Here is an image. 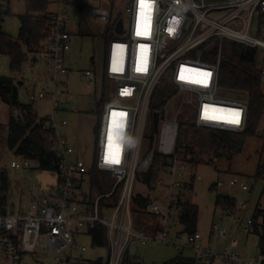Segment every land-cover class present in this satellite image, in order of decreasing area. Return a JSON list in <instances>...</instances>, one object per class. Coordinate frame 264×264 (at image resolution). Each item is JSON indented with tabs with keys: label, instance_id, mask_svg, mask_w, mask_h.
Here are the masks:
<instances>
[{
	"label": "built area",
	"instance_id": "obj_1",
	"mask_svg": "<svg viewBox=\"0 0 264 264\" xmlns=\"http://www.w3.org/2000/svg\"><path fill=\"white\" fill-rule=\"evenodd\" d=\"M91 1L56 0L55 10L48 15L49 33L42 49L24 63L32 71L38 69L39 77L51 83L55 110L57 96L69 93L60 78L69 70L66 59L73 42L70 18L79 13V26L84 13L109 26L112 22L115 0H99L95 6ZM126 12L128 27H124L121 12L117 11L123 31L109 35L108 29L106 33L103 68L112 90L101 111L92 165L88 166L75 146L58 134L51 115L45 118L43 128L50 132V141L58 155L57 171L48 172L54 175V184L46 188L37 179L28 190L31 194L28 207L8 211L10 172L5 169L9 188L3 186L4 176L0 172V264H20L23 253L37 251L40 239L58 254L64 249L84 252L87 248L79 244L78 238H91L88 232L99 224L105 227L109 247L107 264H121L126 249L135 239L145 244L169 242L165 227L151 236L137 231L131 214L140 144L151 97L160 83H171L176 92L189 94L184 103L190 108L188 119L195 128L232 132L245 128L248 106L240 98L224 97L218 83V70L224 44H237L256 50L257 65L264 79V51H259L264 49V0H146L143 5L140 0H131ZM210 52H215L216 61L203 59V55ZM82 78L88 89L95 87L93 69L83 71ZM46 97L44 90L29 93L33 105ZM71 100L69 96L64 103L68 105ZM237 112L240 113L239 123H229ZM13 113L20 115L17 109H13ZM219 115H226L228 120ZM174 117L165 115L154 141V151L167 160L162 169L167 177L169 202L179 201L186 183V163L181 160L178 145L179 122ZM67 125L66 120L61 123L63 127ZM32 164L34 166L32 161L16 156L10 161L11 168L28 172L35 169ZM92 167L109 172L112 177L108 190L96 197L93 196L95 189L91 192L94 188ZM225 184L241 193L250 191L247 182L239 176L216 183L218 187ZM117 190H120L117 203L101 207V200L112 197ZM247 210L248 201L236 198L232 223H213L212 245H204L200 233L188 235L186 247L198 262L262 264L264 255H246V245L240 242L242 236L255 235L253 213L246 219L240 216ZM149 211L157 215L164 212L158 204H151ZM167 216L165 213L161 219L167 221ZM173 242L176 243L177 238ZM67 263L74 264L71 257Z\"/></svg>",
	"mask_w": 264,
	"mask_h": 264
},
{
	"label": "rangeland",
	"instance_id": "obj_2",
	"mask_svg": "<svg viewBox=\"0 0 264 264\" xmlns=\"http://www.w3.org/2000/svg\"><path fill=\"white\" fill-rule=\"evenodd\" d=\"M49 12L56 8V0H49ZM131 0H115L114 1V15L117 11L121 12L124 27H128V13L126 8L129 6ZM91 5L99 4V0H92ZM12 14L9 15L3 22V30L12 35L18 36L20 22L19 15L26 12L25 4L22 1L14 0L11 4ZM71 19V30L73 33L72 49L67 53L66 66L69 69L60 79L64 81L68 87L69 93H62L57 96L56 110L53 109L52 100V85L46 79L39 77L38 69L33 71L23 66L22 70L14 73L10 69V58L7 55L0 54V76L12 77L16 82H22L19 87V98L23 103L31 102L29 93L33 91L44 90L47 92L45 99H40L34 103V109L38 114V120L50 117L53 115L57 124V132L64 136L68 141L75 146L78 155H80L88 166L92 165L93 157L96 153V137L97 127L99 125L101 110L98 109L100 93L95 95L92 89H88L82 78V72L89 69H96L100 72L104 66V58L106 54V33L109 29V24L101 23L91 19L87 13H84L83 22L79 26L81 16L75 13ZM264 51L263 48L259 50ZM32 53H29L31 56ZM165 88L163 83L158 86L161 92ZM264 90V81L263 86ZM159 93V92H158ZM72 96L70 104L66 105L64 99ZM158 97V95H157ZM224 97L236 98L231 94H226ZM189 98V94L175 92L170 98L164 111L167 117L172 118L176 116L178 122L190 123L188 119L191 116L190 108L184 103L185 99ZM158 99V98H156ZM10 107L0 99V124L6 125L9 121ZM175 118V117H174ZM66 120L68 125L63 127L61 123ZM200 137L205 140L211 132L209 128H196ZM264 131V115L258 127V135L256 137H247L241 153L237 154L232 161L224 158L213 160V150L209 149L207 155L202 156L204 159L197 164L186 163V183H193V188H184L182 195L178 198L179 201H189L197 204L199 207V217L197 230L203 236V244L212 245L214 240L211 239V226L213 223H232V216H228L227 212L215 206V198L217 193L223 195L233 196L235 198L241 197L249 203V210L240 213L241 218L251 216L255 206L259 202L260 194L263 190L264 182L254 178L256 167L260 160L264 157L263 148V134ZM152 138L151 122L147 119L144 129V137L140 144L139 150V164L138 172H147L152 162V154L149 153L150 143ZM0 157H2L0 155ZM14 158V154L6 150L3 160L0 158V172L2 168L10 172L9 182L11 183L8 206V211H18L27 207L30 203L31 194L28 190L31 185L37 182V179L44 183H51L55 181L54 175L48 172H38L36 169H31L29 172L21 169H13L10 167V161ZM143 160V161H142ZM32 164V168H33ZM35 168V167H34ZM242 177L250 187L249 192H239L237 188H233L228 184L223 186H216V190H211L210 187L216 184L218 180L228 181L232 176ZM162 183H161V182ZM167 177L164 174H159L155 182V188L150 190L141 178L135 177L132 187L133 195H141L149 198L152 204H158L164 212L162 215L153 214L149 211L150 205L140 212H135L136 206L131 208L133 220H139L141 229L145 234L151 236L157 229L166 228L169 232V242H155L151 244L142 243L141 240L135 239L130 243L129 250L132 254L138 255L136 264H164L176 258L180 252L189 256L193 252L186 247L188 235L182 234L183 227L178 223L177 204L173 200L169 202V192L165 186ZM84 190H87L85 188ZM99 193L94 191L93 196ZM169 203V208H168ZM168 213L167 221L161 219V216ZM235 213V211H234ZM233 213V214H234ZM136 220V221H137ZM136 224V223H135ZM138 225V224H137ZM139 226V227H140ZM177 238L174 243L173 239ZM79 244L86 246V251L79 249L69 251L64 249L62 253L58 254L51 251L44 240L40 239L38 242V249L35 253H23L21 255L20 264H68L67 259L71 257L73 262L79 259L96 260L98 258L105 259L109 252L108 242L106 247L93 246L91 238L82 236L79 238ZM240 242L246 245V255L256 256L259 253L258 237L249 235L247 241L246 236H242Z\"/></svg>",
	"mask_w": 264,
	"mask_h": 264
},
{
	"label": "trees",
	"instance_id": "obj_3",
	"mask_svg": "<svg viewBox=\"0 0 264 264\" xmlns=\"http://www.w3.org/2000/svg\"><path fill=\"white\" fill-rule=\"evenodd\" d=\"M12 1L14 0H0V54L7 55L10 58L9 66L11 71L18 73L22 70L24 63L31 57L29 53L34 54L40 51L48 37L49 28L47 19L50 2L49 0H17L24 2L26 12L19 15L20 27L18 36L13 37L3 30V22L12 14ZM119 19L120 15H114L113 12L112 22L109 26V35L116 33L115 24ZM256 55L257 53L254 49H248L245 46L237 44H224L218 70V83L224 95L231 94L246 102L248 106L246 126L244 130L239 132L210 129L211 132L205 140L199 136L194 124L179 122L178 145L182 151L181 160L183 162L197 164L204 160L202 156L207 155L209 149L213 150L212 160L214 158H224L232 161L237 154L242 152L247 137H256L258 135V127L264 115V90L262 88L264 79L259 71ZM215 56V52H210L204 54L203 59L214 62L216 61ZM93 72L96 84L92 90L96 96L101 91L98 104V109L101 110L104 107V103L109 99L112 84L107 79L104 68L100 72L93 69ZM21 84L23 83L16 82L12 77L0 76V99L10 107L8 123L6 125L0 124V155L2 156L0 158L3 160L6 150H9L16 157H23L32 161L35 169L40 172H55L58 169V155L53 143L50 141V132L43 128L45 118L41 119V122H38L39 116L33 104L20 101L18 85ZM163 84L165 88L161 92L158 87L154 90L148 110V120L151 122L152 129V138L149 140V153L152 154V162L147 172L136 173V177L141 178L150 190L155 188V182L159 174H163L162 165L164 162H167L166 159L154 151V141L158 133L159 123L166 115L164 107L176 92L171 83L164 82ZM13 109H17L20 115L16 116L13 113ZM262 137L264 140V131ZM262 150L264 152V141ZM2 169L4 176L3 186L9 188L10 184L7 180V172L4 168ZM91 171L94 176V188L91 192L95 189L99 194L105 193L112 180L111 174L109 172H100L96 167H92ZM254 178L264 182V157L256 167ZM187 183H185L184 188H193L192 182L190 184ZM216 186V184H213L210 189L217 191ZM119 197L120 190H117L112 197L101 200V207L106 204L114 206ZM132 204L136 206L134 208L137 209L135 212H140L152 203L149 198L134 195L131 208ZM215 206L227 212L228 216L236 215V198L233 196L217 193ZM177 210V221L183 227L181 233L187 235L199 233L197 230L198 205L187 200L179 201ZM253 218L256 223L255 236L258 237L259 253L264 255V186L259 197V202L253 210ZM136 220H133L135 229L143 231L139 220ZM158 230L160 229H157L154 234ZM88 235L91 237L93 246H107L105 227L102 224L90 230ZM248 237L246 236V241ZM107 254L109 255V252ZM108 255L105 259L89 260L82 258L74 262V264H107ZM137 259L138 255L132 254L128 247L121 264H136ZM164 264L204 263L198 262L194 254L186 256L183 252H180L176 258ZM262 264H264V259Z\"/></svg>",
	"mask_w": 264,
	"mask_h": 264
},
{
	"label": "snow or ice",
	"instance_id": "obj_4",
	"mask_svg": "<svg viewBox=\"0 0 264 264\" xmlns=\"http://www.w3.org/2000/svg\"><path fill=\"white\" fill-rule=\"evenodd\" d=\"M140 3H141V5H143V4H145L146 3V0H140ZM210 75V74H209ZM239 113L237 112V113H235V119H232V120H229L228 122L229 123H232V124H238L239 123ZM114 163H119V161L118 160H114L113 161Z\"/></svg>",
	"mask_w": 264,
	"mask_h": 264
},
{
	"label": "water",
	"instance_id": "obj_5",
	"mask_svg": "<svg viewBox=\"0 0 264 264\" xmlns=\"http://www.w3.org/2000/svg\"><path fill=\"white\" fill-rule=\"evenodd\" d=\"M116 31H117L118 33H122V31H123L122 21H121V20L118 22V24H117V26H116Z\"/></svg>",
	"mask_w": 264,
	"mask_h": 264
},
{
	"label": "crops",
	"instance_id": "obj_6",
	"mask_svg": "<svg viewBox=\"0 0 264 264\" xmlns=\"http://www.w3.org/2000/svg\"><path fill=\"white\" fill-rule=\"evenodd\" d=\"M39 74V73H38ZM40 75V74H39ZM43 173V172H42ZM45 173H47V172H45ZM54 182L55 181H53V182H51V183H44V182H42V184L47 188V187H49V185H52V184H54ZM28 207V206H27ZM25 208V207H24ZM80 238V237H79ZM79 238H78V240H79Z\"/></svg>",
	"mask_w": 264,
	"mask_h": 264
},
{
	"label": "bare ground",
	"instance_id": "obj_7",
	"mask_svg": "<svg viewBox=\"0 0 264 264\" xmlns=\"http://www.w3.org/2000/svg\"><path fill=\"white\" fill-rule=\"evenodd\" d=\"M239 113V112H238ZM240 114V113H239ZM219 118H221V119H227L228 120V118H227V116L226 115H223V116H220L219 115Z\"/></svg>",
	"mask_w": 264,
	"mask_h": 264
}]
</instances>
